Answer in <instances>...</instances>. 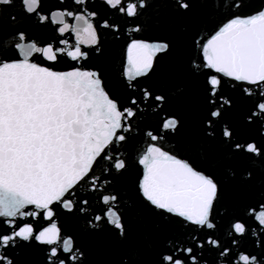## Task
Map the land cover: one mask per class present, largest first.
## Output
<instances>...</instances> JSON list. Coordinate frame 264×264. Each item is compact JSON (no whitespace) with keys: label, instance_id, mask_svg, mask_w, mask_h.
Here are the masks:
<instances>
[{"label":"snow or ice","instance_id":"snow-or-ice-1","mask_svg":"<svg viewBox=\"0 0 264 264\" xmlns=\"http://www.w3.org/2000/svg\"><path fill=\"white\" fill-rule=\"evenodd\" d=\"M59 2L63 4L64 0ZM72 2L85 6L80 14L74 15L67 10L46 12L47 0H0V13L19 7L22 19L34 21L37 26L62 25L58 28L60 33L69 29L64 17H72L84 23L82 31L89 37L86 43L98 45L97 30L92 23L97 14L86 11L89 0ZM103 3L115 14L133 21L138 20L147 7V0H103ZM242 4L243 0H232L231 7L239 9ZM171 6L180 14L199 20L196 8L207 10L214 5L213 0H171ZM221 6L223 0L215 5ZM11 19L16 21L17 17ZM100 27L118 30L106 20ZM132 30L140 32L142 29L136 26ZM196 43L203 61L201 64L193 61L191 67L193 75L199 71L206 77L208 102L216 104L218 98L222 99L217 95L222 78L247 85L242 89L244 94L252 97L255 89L257 97L251 101L253 109L248 120H255L264 129V7L250 15H232L206 42ZM169 49L164 41L131 40L127 48V80L131 82L137 77L148 76L157 54L167 53ZM64 56L77 64L88 59V53L79 47L65 52L53 45L38 46L26 30L11 34L0 30V220L4 227L11 229L7 233L0 232V264H15L10 253L32 241L58 246L49 249L50 264H75L83 254L79 249L73 252L69 238L62 242L63 251L73 254L61 255L60 229L55 223L37 231L33 224L18 225L17 220L27 217L52 220L53 205L72 211L76 204L74 197L81 188L100 193L104 186L125 174L129 162L122 158L118 149L128 139L125 133L132 130L129 120L137 116L141 102L154 99L162 103L165 100L162 95L153 97L145 89L139 101L130 98L135 107H123L110 97L98 71L76 65L69 71H57L46 66L63 62ZM203 69L210 71L204 73ZM128 86L135 87L132 83ZM221 116L220 107L211 110L209 127L213 119ZM178 126L175 118H168L161 125L163 130L171 132ZM146 135L150 141L162 139V135L152 131ZM223 136L231 139L233 132L225 127ZM233 147L245 159L264 156V145L254 142L235 143ZM138 163L146 170L139 185L140 194L151 206L199 229H216L212 214L216 202L222 198V191L212 177L156 144H149ZM251 177L249 171L246 180ZM99 199L107 207L103 215L95 216L90 223L98 227L104 220L125 237L126 227L117 207V196L105 194ZM88 203L89 198L82 197L77 210L86 212ZM28 206L34 210L24 211ZM249 214L258 223L260 231L252 234L257 236L254 243L259 247L264 244V239L260 238V233H264V204L259 210L249 209ZM248 232L247 222L237 220L228 235L243 237ZM237 243L235 238L231 240V244ZM205 245L220 249L221 257H227L231 251L229 247H221V242L211 236L203 242L195 241L196 248L203 249ZM193 253V247L178 246L169 254H162L159 264H186V258L191 264H199V253ZM139 257L138 252L130 253L126 264H143ZM234 264H264V260L239 253Z\"/></svg>","mask_w":264,"mask_h":264},{"label":"water","instance_id":"water-1","mask_svg":"<svg viewBox=\"0 0 264 264\" xmlns=\"http://www.w3.org/2000/svg\"><path fill=\"white\" fill-rule=\"evenodd\" d=\"M220 3L221 0H213L214 6L207 10L197 7L195 11L199 20H194L176 11L171 6V0H147L143 14L133 21L115 14L103 0H89L86 11L97 14L92 21L99 40L96 46L86 43L89 37L82 31L84 23L72 17H64L69 29L60 33L58 28L62 25L37 26L34 21L22 19L23 13L19 7L0 13V30L5 34L26 30L38 46L53 45L63 48L65 52L79 47L87 52L88 59L78 64L64 56L61 58L63 62L46 66H52L57 71H69L74 65L98 71L110 97L123 107H135L131 105L130 98L135 97L139 101L145 89L153 97H165L162 103L154 99L141 102L137 116L129 120L132 130L125 133L128 139L118 149L122 158L129 162L125 174L104 186L100 193L81 188L74 197L76 204L72 211L53 205L55 212L52 220L27 217L17 220L18 225L31 223L39 231L55 223L60 229L61 255L73 254L63 251L62 242L69 238L73 252L79 249L83 254L75 264H126L129 254L133 252L140 253L143 264H159L162 254L167 255L178 246L193 247V254L199 253V264H234L239 253L264 260V244L258 247L254 243L257 236L252 234L253 231H260L258 223L249 214V209L259 210V206L264 204V156L245 159L233 147L235 143L244 142L264 145V129L255 120H248L253 109L251 101L257 98L256 90L249 97L242 91L247 85L222 78V86L217 94L222 99L218 98L216 104H210L205 91V75L199 71L193 75L191 67L193 61L197 64L203 61L197 41L200 44L206 42L232 15L246 16L264 7V0H243L239 9L231 7L232 0H223V6L215 7ZM82 7L85 6L77 5L72 0H64L63 4L59 0H47L45 11L67 10L78 15ZM13 16L17 17L16 21L11 19ZM105 20L117 26L118 30L100 27ZM136 26L142 30L134 32L132 29ZM133 39L149 43L164 41L170 49L167 53L157 54L148 76L129 82L125 75L127 48ZM208 71L203 69L204 73ZM129 83L135 87H129ZM224 101L229 103L225 104ZM217 107H220L222 116L213 119L209 127L210 111ZM168 118L179 121L175 132L162 129V123ZM225 127L233 132L231 139L223 136ZM148 131L162 135V139L150 141L146 135ZM149 144H156L163 151L190 163L195 170L212 177L219 184L222 198L216 202L212 214L217 225L215 230L199 229L154 208L143 198L139 185L146 170L138 161ZM249 171L252 177L246 180ZM105 194L117 196V207L126 227L125 237H121L118 230L104 220L99 222L98 227L90 223L95 216L103 215L107 206L101 203L99 197ZM82 197L89 198L86 212L77 210ZM31 210H34L32 206L24 209ZM237 220L246 221L249 226L248 234L243 237L228 235L231 225ZM10 230L0 220V232ZM209 236L218 239L221 247L231 249L227 257H221L218 248L208 245L203 249L195 247V241L203 242ZM233 238L239 243L231 244ZM260 238L264 239V233H260ZM52 247L58 246L32 241L18 246L10 255L14 257L15 264H50L49 249ZM186 264H191L187 258Z\"/></svg>","mask_w":264,"mask_h":264}]
</instances>
